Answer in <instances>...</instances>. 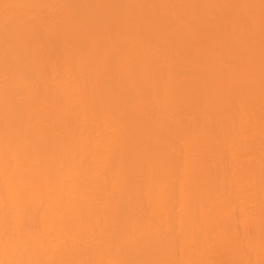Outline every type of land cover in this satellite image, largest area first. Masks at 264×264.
Segmentation results:
<instances>
[{
    "label": "bare ground",
    "instance_id": "bare-ground-1",
    "mask_svg": "<svg viewBox=\"0 0 264 264\" xmlns=\"http://www.w3.org/2000/svg\"><path fill=\"white\" fill-rule=\"evenodd\" d=\"M0 264H264V0H0Z\"/></svg>",
    "mask_w": 264,
    "mask_h": 264
}]
</instances>
